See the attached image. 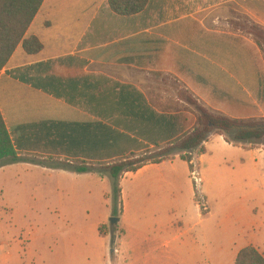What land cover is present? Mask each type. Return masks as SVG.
<instances>
[{
	"label": "crops",
	"instance_id": "0c3cea01",
	"mask_svg": "<svg viewBox=\"0 0 264 264\" xmlns=\"http://www.w3.org/2000/svg\"><path fill=\"white\" fill-rule=\"evenodd\" d=\"M243 22L264 30V0H149L146 10L132 17L116 15L108 0H45L26 35V38L36 37L43 45L42 51L28 55L20 46L0 74V107L6 121L8 109L4 105L2 107L1 101H10L9 89L12 87L14 91L15 130L11 131L14 143H23L21 137L36 134L33 126L38 127L39 117L24 116V109H28L24 105L35 97H44L66 109L64 128L68 134L74 132L81 136L85 129L94 134L101 123L117 128L116 123L122 118L116 114L106 115L102 110V103L108 104L114 99L102 96V90H115L118 84L136 89L132 83L118 81L114 77L118 71L140 70L172 75L206 108L234 119L264 118V47L257 45L252 34L247 36L238 26V30L234 29V23ZM44 26L46 32L43 31ZM39 33H45V36ZM210 88L211 95H200ZM138 91L147 108L157 116V122L143 123L142 127L147 132L139 138L141 144L153 148L157 142L163 146L170 134L178 133L179 136V133L192 130V117L195 122V116L183 112H158L150 104L148 96ZM177 100L185 103L181 98ZM161 116L179 119L165 126L158 120ZM37 134L46 135L42 132ZM215 140L226 148L239 150L244 157L247 153L252 156V160H240L234 173L240 175L234 182L239 181L242 185L239 202L223 203L220 213L214 212L212 201L215 202L216 193L222 201L230 188L227 183L225 190V183L220 180L221 175L228 172L222 166L226 165L225 161L214 160L212 164L211 160L213 169L204 168L207 158L213 153ZM246 146L235 147L224 136L213 134L204 144L205 153L193 158L191 164L197 162L199 165L207 213H202L195 205L199 221L193 223L192 228H185L184 218L178 215L184 197L174 176L177 164L184 165L189 186L186 191L195 204V189L187 162L176 157L146 166L136 173L125 174L121 180L123 213L117 224L122 234L117 236L114 244L119 246L116 250L119 256L112 259L115 250H110L109 258L106 255L102 258L100 252L93 251L89 257L99 263H90L92 258H87L84 264H101L102 260L104 264L106 261L107 264H113V261L115 264H149L148 252L137 260L133 254L139 245L128 240L133 232L132 210L140 222L147 225L150 223L144 221L146 217L164 212V217L157 222L158 234L174 233L163 243L166 248H170L173 242L184 245L192 242L198 247L200 233L205 234L209 225L214 231L235 234L225 245L230 249V258L235 264L242 249L248 246L256 248L252 236L260 228L261 211H264V161L259 163L257 160L264 157V148ZM124 181L128 182L131 195H127ZM162 191L166 202L148 203L151 197L158 198ZM101 224L98 225V236L106 242L111 237L100 233ZM205 224L208 226L200 232L198 227ZM182 230L186 234L183 242ZM194 261L195 264H212L209 258ZM73 262H76L74 258H56L57 264ZM214 263L225 264L220 258H216Z\"/></svg>",
	"mask_w": 264,
	"mask_h": 264
},
{
	"label": "rangeland",
	"instance_id": "374dc122",
	"mask_svg": "<svg viewBox=\"0 0 264 264\" xmlns=\"http://www.w3.org/2000/svg\"><path fill=\"white\" fill-rule=\"evenodd\" d=\"M237 26L247 36L252 32L253 25L244 24V22L234 23L235 30H238ZM43 29L44 32L47 31L45 26ZM42 36L44 37L45 33ZM114 77L120 82L132 83L134 87L136 86V89L148 96L150 104L158 112L168 114L183 112L196 115L193 107L177 100L181 94L190 97L194 94L186 87H181L182 85L180 86L172 75L132 70L131 72L118 71L114 73ZM117 87H119L117 90L119 93L120 84ZM205 92L203 91L200 95L209 96L212 94V89ZM214 93L217 95V91ZM210 110L218 113V111ZM214 142L213 153L207 158L204 168L213 169L211 160L212 164L214 160H224L226 165L222 166L229 172H225L220 177L221 183H225V190L227 183L230 186L226 197L222 198L223 202L219 201V193H216L215 202L212 201L214 212L220 213L223 203L228 205L239 202L242 185L239 181L234 182L240 178L238 173H234L237 172L240 160H252V156L251 153H247L244 157L239 150L226 148L218 140ZM261 148H264V145ZM122 154L121 151L116 150L102 151L101 160L118 158ZM193 156L196 158L197 154L194 152ZM257 160L261 163L264 157H259ZM194 164L199 169L198 163ZM177 165L174 176L178 179L179 188L184 197L178 215L184 218L185 228L186 226L192 228V224L199 221L198 209L195 207L197 200L195 197V204H192L186 191V187L189 186L185 166L181 163ZM123 184L127 195H131L128 182L124 181ZM111 194L112 182L109 176L75 174L24 163L0 167V264H55L56 258H74L76 262L73 264H84L87 258H92L89 255L93 251L100 252L102 258L105 255L107 257L111 251L119 249V246L115 245L113 248L111 238L106 242L100 240L97 229L102 223L100 225L103 227L102 235L110 236V229L115 226L110 223L113 218ZM164 196L165 192L162 191L158 194V198L151 197L148 203L166 202ZM199 209L202 213H207L206 199ZM261 213L260 228L255 230L252 238L256 248L264 255V211ZM132 215L133 232L130 233L128 240L138 243L140 247L133 254L138 258L137 260L148 252L149 264H195L194 260L197 258H209L212 264H215L216 258H220L225 264H233L230 258L231 251L225 246L228 244V239L235 236L233 233L217 232L210 225L205 224L198 227V230L203 232V228L208 226L205 234L200 233L198 247L192 245V242L185 245L173 242L170 248H166L163 243L172 238L171 234L174 233L166 231L159 236L157 222L159 218L164 217L163 211L149 218L146 217L144 221L148 220L149 225L142 224L133 210ZM183 227L184 224L181 225V228ZM181 233L183 242L186 234L183 230ZM121 234L118 232L119 237ZM190 234L192 239V232ZM118 253H115L112 259L119 256ZM93 262L99 263L97 259L92 258L90 263ZM112 263L115 264V261ZM101 264H104L103 260Z\"/></svg>",
	"mask_w": 264,
	"mask_h": 264
},
{
	"label": "trees",
	"instance_id": "16d2710c",
	"mask_svg": "<svg viewBox=\"0 0 264 264\" xmlns=\"http://www.w3.org/2000/svg\"><path fill=\"white\" fill-rule=\"evenodd\" d=\"M44 2L45 0H0V74L20 46L28 55H37L42 51V43L36 37L26 38V35ZM148 2L149 0H108L112 12L121 17L141 14L146 10ZM251 31L257 45L263 48L264 30L252 26ZM118 88L102 90V96L114 98L108 104L102 103V110L106 115L116 114L122 118L116 123L117 128L101 123L94 134L86 129L81 136L73 131L68 134V130L64 128L66 109L50 103L44 97H35L24 105L28 108L24 109V116L39 117L38 127L33 126L36 134L21 137L24 144L18 141L16 145L11 134L15 130L12 100L14 91L11 87L10 101H1L2 107L4 105L8 109L5 113L8 121L0 107V167L24 163L75 174L109 176L112 182V217L119 218L123 213L121 180L125 174L136 173L146 166L161 164L176 157L187 162L192 171L193 153L197 156L204 154V144L213 134L224 136L235 147L251 145L260 148L264 145V118H230L203 107L193 96L181 94L180 98L196 110L192 130L179 133V136L178 133L170 134L163 146L157 142L153 148L144 146L139 142V138L147 132L142 125L147 121L157 122V116L147 108L138 90L120 86L118 93ZM118 112L120 113L117 114ZM176 119L179 118H158L165 126L171 125L170 122ZM124 123L127 125H122ZM38 132L46 135L37 134ZM109 150L121 151L123 154L118 158L102 161V151ZM99 231L102 234L103 227ZM118 232L122 233L117 225L111 227L112 246ZM235 264H264V255L254 246H248L238 253Z\"/></svg>",
	"mask_w": 264,
	"mask_h": 264
},
{
	"label": "built area",
	"instance_id": "2783aa9c",
	"mask_svg": "<svg viewBox=\"0 0 264 264\" xmlns=\"http://www.w3.org/2000/svg\"><path fill=\"white\" fill-rule=\"evenodd\" d=\"M190 178L193 182L194 189H195V197H196V205L198 208H201L203 204L205 203V198L202 193V177L200 174V171L198 169V166L193 163V169L190 173ZM117 251L115 250V253Z\"/></svg>",
	"mask_w": 264,
	"mask_h": 264
},
{
	"label": "water",
	"instance_id": "95a60500",
	"mask_svg": "<svg viewBox=\"0 0 264 264\" xmlns=\"http://www.w3.org/2000/svg\"><path fill=\"white\" fill-rule=\"evenodd\" d=\"M118 222H119V219L118 218H111V220H110V223L112 225H116V224H118Z\"/></svg>",
	"mask_w": 264,
	"mask_h": 264
}]
</instances>
